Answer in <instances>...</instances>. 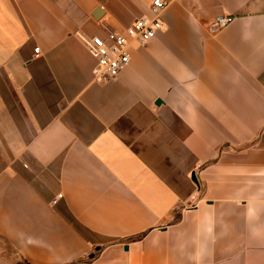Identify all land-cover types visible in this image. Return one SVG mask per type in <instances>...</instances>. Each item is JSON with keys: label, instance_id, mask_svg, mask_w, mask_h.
<instances>
[{"label": "crops", "instance_id": "obj_1", "mask_svg": "<svg viewBox=\"0 0 264 264\" xmlns=\"http://www.w3.org/2000/svg\"><path fill=\"white\" fill-rule=\"evenodd\" d=\"M163 1L0 0V264H264V0Z\"/></svg>", "mask_w": 264, "mask_h": 264}, {"label": "built area", "instance_id": "obj_2", "mask_svg": "<svg viewBox=\"0 0 264 264\" xmlns=\"http://www.w3.org/2000/svg\"><path fill=\"white\" fill-rule=\"evenodd\" d=\"M166 3L163 0H151V17L140 16L132 20L122 30H105L103 35H88L81 29H76L74 35L85 46L91 56L96 60L94 79L108 81L115 79L120 71L130 62L131 49L145 46L149 40L161 30L163 23L161 14ZM231 16L218 15L208 25V31L216 34L231 21ZM38 52V47L34 48ZM62 193H56L51 203L55 204L61 199Z\"/></svg>", "mask_w": 264, "mask_h": 264}, {"label": "water", "instance_id": "obj_3", "mask_svg": "<svg viewBox=\"0 0 264 264\" xmlns=\"http://www.w3.org/2000/svg\"><path fill=\"white\" fill-rule=\"evenodd\" d=\"M97 11H99V10H97Z\"/></svg>", "mask_w": 264, "mask_h": 264}]
</instances>
